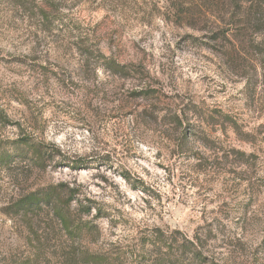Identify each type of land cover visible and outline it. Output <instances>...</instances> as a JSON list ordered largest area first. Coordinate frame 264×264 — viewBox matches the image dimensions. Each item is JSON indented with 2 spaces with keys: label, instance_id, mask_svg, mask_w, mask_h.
<instances>
[{
  "label": "rangeland",
  "instance_id": "374dc122",
  "mask_svg": "<svg viewBox=\"0 0 264 264\" xmlns=\"http://www.w3.org/2000/svg\"><path fill=\"white\" fill-rule=\"evenodd\" d=\"M0 112V264H264V0H0Z\"/></svg>",
  "mask_w": 264,
  "mask_h": 264
},
{
  "label": "trees",
  "instance_id": "16d2710c",
  "mask_svg": "<svg viewBox=\"0 0 264 264\" xmlns=\"http://www.w3.org/2000/svg\"><path fill=\"white\" fill-rule=\"evenodd\" d=\"M40 11H42L45 17L47 16L44 10ZM80 50L86 53H90L89 48H85L83 42L82 49ZM104 62L105 68L112 74L123 77L130 75L129 69L126 66L118 64L110 59L105 60ZM6 121L7 120L5 116L2 114V112H0V122L7 123ZM184 139L188 140L189 135H185ZM35 154L36 156H40L42 153L40 150H36ZM215 158L217 157H214L213 161L215 160ZM7 160V155L0 156V163L6 162ZM198 162L200 163V160ZM76 194L77 192L74 188H71L66 184H58L56 186L49 187L48 189L42 192L34 193L22 199H19L18 201L14 202L9 209L14 211V213L27 214L33 209L40 210L42 209V207H45L49 210V213L51 214V217L55 221V223L58 224L59 227L62 229L64 235L67 236L70 240H72L73 237L75 238L77 232L76 229L72 228V222L68 218L67 213L64 210H66V208L69 207V205L74 201ZM79 210L81 211V213H89V209L83 208V206L81 205L79 206ZM87 259H89V261L93 260L92 257L87 258L85 256V258L79 260L76 264H85L87 263Z\"/></svg>",
  "mask_w": 264,
  "mask_h": 264
}]
</instances>
